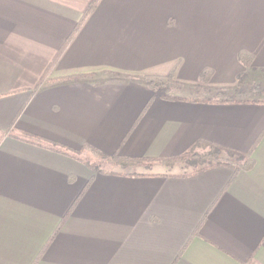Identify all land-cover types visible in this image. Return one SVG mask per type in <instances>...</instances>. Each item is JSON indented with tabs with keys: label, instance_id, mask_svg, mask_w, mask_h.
I'll list each match as a JSON object with an SVG mask.
<instances>
[{
	"label": "crops",
	"instance_id": "obj_1",
	"mask_svg": "<svg viewBox=\"0 0 264 264\" xmlns=\"http://www.w3.org/2000/svg\"><path fill=\"white\" fill-rule=\"evenodd\" d=\"M251 74L264 0H0V264H264V103L203 101ZM203 139L252 168L158 161Z\"/></svg>",
	"mask_w": 264,
	"mask_h": 264
},
{
	"label": "trees",
	"instance_id": "obj_2",
	"mask_svg": "<svg viewBox=\"0 0 264 264\" xmlns=\"http://www.w3.org/2000/svg\"><path fill=\"white\" fill-rule=\"evenodd\" d=\"M144 78L147 88L153 91L164 89L168 92H172L175 90L177 85L172 74ZM242 78L243 75L239 77L238 83L234 89L229 90L228 88H221L220 90L216 91L210 99L203 101L213 104L264 103V101L261 99H254L256 96L264 97V88L255 85L251 89L238 90L237 87L239 84H241ZM89 151L94 153L92 149H89ZM111 161L120 165L121 167H128V165H138L143 160L134 158L122 159L119 156H115L114 158H111ZM158 161H160L163 166L171 168L177 165L193 168L192 172L189 174L203 172L206 169H212L221 166L236 168L237 170L243 168L251 169L253 166L250 154H241L230 149L228 150L217 143L215 144L204 139L194 142L179 156L166 158V160L159 159ZM88 167L93 168L91 166Z\"/></svg>",
	"mask_w": 264,
	"mask_h": 264
},
{
	"label": "rangeland",
	"instance_id": "obj_3",
	"mask_svg": "<svg viewBox=\"0 0 264 264\" xmlns=\"http://www.w3.org/2000/svg\"><path fill=\"white\" fill-rule=\"evenodd\" d=\"M210 79H211V77H208V78H204V77L202 78L201 77V79H199L198 83H197L198 85H200L199 86V90H196L197 88H194L196 86H194L195 84L193 83L191 85L192 88H190L191 91L188 90V93L192 94L196 98L200 97L204 93L206 94L209 91L207 83H209ZM242 81L244 83L242 82V84H239V86L237 87L238 90H244V89H249V88L251 89L255 85H258V86L264 88V76L262 74H260V75L251 74V77L249 78V80H242ZM179 85L180 84L178 83V86ZM200 88H202V89H200ZM203 88H204V90H203ZM230 93H233V92H230ZM254 99H264V97L256 96V97H254ZM105 167L110 168L109 165H105ZM146 167H149V168H146V169H148V170L151 169L153 172L160 170V168L157 167L156 165L152 166V168L149 165H146ZM192 170H193V168H190V167H185L184 166V168H182V171L184 173H191Z\"/></svg>",
	"mask_w": 264,
	"mask_h": 264
}]
</instances>
